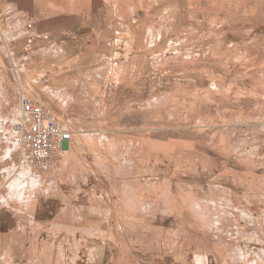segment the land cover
<instances>
[{
	"label": "rangeland",
	"instance_id": "374dc122",
	"mask_svg": "<svg viewBox=\"0 0 264 264\" xmlns=\"http://www.w3.org/2000/svg\"><path fill=\"white\" fill-rule=\"evenodd\" d=\"M0 264H264V0H0Z\"/></svg>",
	"mask_w": 264,
	"mask_h": 264
},
{
	"label": "built area",
	"instance_id": "2783aa9c",
	"mask_svg": "<svg viewBox=\"0 0 264 264\" xmlns=\"http://www.w3.org/2000/svg\"><path fill=\"white\" fill-rule=\"evenodd\" d=\"M1 126L12 132L34 179H41L54 167L62 146L72 139L71 130L49 106L26 95L20 97L17 116L2 120Z\"/></svg>",
	"mask_w": 264,
	"mask_h": 264
},
{
	"label": "bare ground",
	"instance_id": "6f19581e",
	"mask_svg": "<svg viewBox=\"0 0 264 264\" xmlns=\"http://www.w3.org/2000/svg\"><path fill=\"white\" fill-rule=\"evenodd\" d=\"M69 1V0H68ZM72 1V0H71Z\"/></svg>",
	"mask_w": 264,
	"mask_h": 264
}]
</instances>
